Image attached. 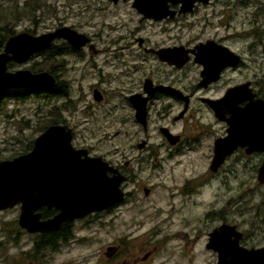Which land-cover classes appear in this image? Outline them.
I'll use <instances>...</instances> for the list:
<instances>
[{
    "label": "rangeland",
    "instance_id": "1",
    "mask_svg": "<svg viewBox=\"0 0 264 264\" xmlns=\"http://www.w3.org/2000/svg\"><path fill=\"white\" fill-rule=\"evenodd\" d=\"M17 1L22 5L25 0H0L1 21H4L3 9ZM46 1L50 6L46 16L43 19L20 21L14 25L16 34L30 30L35 31L34 35H42L61 26H70L91 35L102 30L119 29L113 33L114 37H119L128 36L127 27L131 30L138 25L137 14L131 10L130 5L115 8L107 0ZM229 2L233 8L230 14H236V18L232 19L234 29L228 30L242 34L245 39L242 42L243 50L261 54V48H257V51L253 46L249 48L251 41L245 37L254 32L260 33L259 29L252 28L256 24L249 21L248 15L253 14L257 7L260 9L264 0ZM226 3L222 2L221 6ZM110 11L112 14H109ZM211 11L212 7L203 10L201 16L205 18ZM117 23H124L127 27L116 28L114 24ZM187 24L186 21L184 26ZM196 24L199 27L197 30H201L205 22L201 20ZM4 27L0 23L2 35H5ZM157 30L159 28L147 27L144 34L154 35ZM207 30L224 32L226 29L221 26V21L215 20ZM2 51L0 49V53ZM248 52L245 54L249 55ZM257 57L258 61L264 62L262 55ZM102 59L105 57H101L98 62ZM41 62V56H35L23 64L12 63L9 70H26ZM260 66L253 68L250 74L244 70L243 75L252 76L260 72ZM79 68L80 63L77 64L75 74H70V79L74 81L69 89L70 99H49L44 94H34L22 101L3 100L4 104L0 107V158H10L21 150L27 137H38L35 129L41 122L51 118L50 111H59L60 108L63 118L77 128L79 145L90 146L95 154L121 165L133 156L144 159L132 163L131 178H135V183L129 185L128 191L134 192V196L111 213L92 218L91 221H78L75 227L76 240L64 245L60 253L53 255L51 264H109L105 256L107 246L124 238L139 240L136 244H144V250L163 249L145 264H216L215 254L207 251L205 246L208 233L224 220L236 224L246 234L248 243L264 246V185L259 184L257 178L246 177L253 173L251 167L228 166L224 174L210 178V160L206 149L170 157L167 151L158 149L160 138L155 127L150 131V149L141 154L135 144L145 139L147 134L134 122L132 112L128 123H122V112L117 115L115 112L114 117H104L101 111L94 113L91 88L96 76H83L84 72H80ZM87 71L96 72L90 71V68ZM107 71L111 72L112 66ZM259 74V77H264V70ZM115 86L117 84L114 82ZM68 100L74 102L75 108L70 109H73L72 112L62 108ZM120 104L118 99L112 102L113 106ZM153 152L159 154L156 163L150 157ZM231 169L234 172L236 170L234 174L240 178L225 175ZM144 188L151 190L148 196ZM19 215L20 206L0 212V264H44L45 252L33 257L36 235L19 230L15 224L11 225L18 222ZM161 244L163 247H159Z\"/></svg>",
    "mask_w": 264,
    "mask_h": 264
},
{
    "label": "flooded vegetation",
    "instance_id": "2",
    "mask_svg": "<svg viewBox=\"0 0 264 264\" xmlns=\"http://www.w3.org/2000/svg\"><path fill=\"white\" fill-rule=\"evenodd\" d=\"M154 1L157 0H107L115 8L130 5L131 10L137 14L138 25L135 29L130 30V27L124 23L114 24L116 28L127 27L128 36L114 37L113 33L118 32L119 29L106 32L102 30L91 35L81 33L74 27H59H70L79 34L85 35L87 43L76 48L68 40L55 39L43 53L35 55L36 57L41 56L46 66V69L41 72L48 73L55 82L52 87H43L44 95L49 99H70L69 89L74 82L70 79V74H75L77 64L80 63L78 70L84 72L83 76L86 74L96 76L91 88L93 112L101 111L104 117H114L115 112L116 115L122 112V123L130 121L132 112L134 122L143 133L147 134L145 139L135 144V148L141 154L150 149L152 139L150 131L155 127L157 136L160 138L158 149L167 151L170 157L206 149L210 160V178H217L224 174L228 166H245L251 167L253 172L246 177L258 180L260 168L264 164V151L251 152L249 146H238L231 155L224 159L217 171H212L211 166L216 156L217 143L229 137L230 123L235 119L236 112L254 101H264V77H259V73L264 70V62L261 60L259 62L257 57L262 55V60H264V14L260 13L264 10V5H260V9L257 7L253 14L248 15L249 21L256 24L252 28L260 30V33L254 32L245 37L249 39L247 41H251L249 48L253 46L255 51L257 48L262 49L261 54H254L252 50L250 52L243 50L242 42L245 39L241 33L228 30L234 29L232 19L236 18V14H230L233 9L229 4L230 0H209L207 2L198 0L192 9L181 1L169 0L165 4V9L159 10L162 17L156 14L157 18L147 17L136 7L138 4L142 5V2L152 5ZM224 1H227L226 5L221 6ZM210 7H212L211 13L203 18L201 16L203 10ZM109 14H112V11ZM213 19L221 21V26L226 30L224 32L207 30L215 21ZM201 20L205 22V25L201 30H197L198 24L194 25V23H200ZM186 21L189 24L184 26ZM226 23L231 24L226 25ZM147 27L152 29L156 27L159 30L154 32V35H145ZM160 29L163 30L160 31ZM246 52L249 55H246ZM101 57L105 59L98 62ZM257 65H261L260 72H255L252 76L243 75L244 70L248 74L252 73V69H255ZM110 66H112L111 72L107 71ZM88 68L96 72H89ZM114 82L117 84L115 87H113ZM51 90L57 91L55 94L57 97L50 93ZM113 98L118 99L121 104L113 106ZM141 104L146 112L145 125L137 118ZM62 108L64 111L74 109V102L72 100L66 102ZM50 113L56 114L61 119V123L56 125L72 128L74 148L87 151L89 157L103 158L110 166L126 176V180L121 185L126 194L125 201L133 197L135 193L128 191L129 185L135 183V178H131L132 163L144 158L133 156L121 165L97 155L92 147L79 145L77 128L71 126L63 118L60 108L59 111L54 110ZM141 145H144L142 149ZM150 157L154 158L155 163L159 161L157 152H153ZM235 172L231 169L225 175L229 178H240L238 174H234ZM109 175L112 176L111 173ZM146 189L151 191L149 188H144V192ZM125 201L107 211L65 223L57 231L44 233L60 234L58 238L47 240L49 243L43 250V253L45 252L44 264H51L53 255L60 253L64 245L76 240L75 227L78 221H91L92 218L111 213ZM47 211L51 212V216L47 219L53 218L58 213L55 209H47ZM224 224L235 226L237 231L242 233L241 247L248 250L264 248V246L248 243L246 234L236 224L224 220L208 233V242L205 246L207 251L215 254L216 264H218L219 254L208 248L210 234ZM138 242L140 241L124 238L117 239L108 245L105 256L109 264H145L153 255L163 251V249L160 251L144 250L142 248L144 244H136ZM159 247H163V244ZM136 255L138 256L135 257Z\"/></svg>",
    "mask_w": 264,
    "mask_h": 264
},
{
    "label": "water",
    "instance_id": "3",
    "mask_svg": "<svg viewBox=\"0 0 264 264\" xmlns=\"http://www.w3.org/2000/svg\"><path fill=\"white\" fill-rule=\"evenodd\" d=\"M168 1L157 0L152 5L142 2L136 7L147 17L157 18L156 14L162 17L159 10L163 11ZM178 1L192 9L198 0ZM55 39L68 40L76 48L87 43L85 35L70 27L37 36L22 32L9 37L0 53V94L54 86V79L46 72L34 73L29 69L13 72L9 68L10 63L23 64L43 53ZM2 43L0 36V46ZM137 118L145 125L142 104ZM230 127L229 137L217 143L212 171H217L238 146H249L251 152L264 151V101H254L236 112ZM72 136L69 126H50L35 138L29 153L0 161V212L20 206L18 224L28 234L57 231L65 223L107 211L126 199L121 187L126 176L103 158L89 157L87 151L74 148ZM258 181L264 184V164ZM149 193L146 189V196ZM43 208L58 213L43 219ZM242 238L235 226L224 224L210 234L208 248L218 252V264H264V248H243Z\"/></svg>",
    "mask_w": 264,
    "mask_h": 264
},
{
    "label": "trees",
    "instance_id": "4",
    "mask_svg": "<svg viewBox=\"0 0 264 264\" xmlns=\"http://www.w3.org/2000/svg\"><path fill=\"white\" fill-rule=\"evenodd\" d=\"M48 8L50 6L47 4L46 0H25L22 5L17 1L12 5L6 6V8L3 9V16H4V21H1L2 18H0V23H3L5 27L3 30L5 31V35H2L0 32V36L3 40L2 45L0 46V49H3L5 42L9 39V37L13 36L16 34L14 25L18 24L20 21L24 19H31V20H36V19H43L47 12ZM260 13L264 14V10L260 11ZM1 31V30H0ZM29 33L35 34V31H30L27 30ZM13 64L11 63L10 66ZM46 69V66L44 62L41 63H36L32 67H30V70L33 72H41ZM56 90H51V94L55 95ZM45 90L43 87H38V88H30V89H16V90H11L6 93L0 94V107L3 106L4 99H15V100H25L31 95L34 94H44ZM48 93V92H47ZM54 97H57L55 95ZM53 112V111H51ZM51 118L49 120H46L44 122H41L40 126L35 129V132H37L39 135L43 133L49 126L51 125H56L61 123V119H59L56 114L52 113L50 116ZM34 138L33 135L30 137L26 138V142L22 145L21 150L16 151L10 158L4 159L0 158V161L3 160H11L15 157L24 155L29 153L34 144ZM44 219H47L50 217L51 212L47 211V209H42L41 210ZM16 225L19 230L21 228L18 225V222L12 223L11 225ZM59 233L57 234H36V243L33 248V257L35 258L36 256H39L42 254L43 250L47 247V240H52L55 238L59 237ZM65 237V236H63ZM69 237V236H68Z\"/></svg>",
    "mask_w": 264,
    "mask_h": 264
}]
</instances>
